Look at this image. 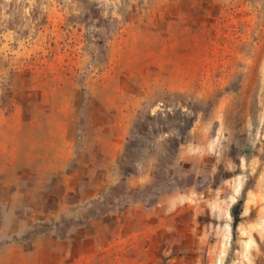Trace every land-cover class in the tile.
<instances>
[{"label":"rangeland","instance_id":"1","mask_svg":"<svg viewBox=\"0 0 264 264\" xmlns=\"http://www.w3.org/2000/svg\"><path fill=\"white\" fill-rule=\"evenodd\" d=\"M116 207L84 264H264V0H0V264Z\"/></svg>","mask_w":264,"mask_h":264},{"label":"crops","instance_id":"2","mask_svg":"<svg viewBox=\"0 0 264 264\" xmlns=\"http://www.w3.org/2000/svg\"><path fill=\"white\" fill-rule=\"evenodd\" d=\"M99 140L103 141V138H100ZM107 140L110 142L111 146L115 148V150L113 151V154H115L114 152H118L119 143L117 142V139L107 138ZM50 146L52 148L51 158L49 157V155L47 158L44 156L42 152L36 151L37 153L39 152L40 154L30 153L31 155L30 160L34 163H37L38 168L42 167L40 166L41 162L44 161L46 166L48 165V162H50L52 166V170L57 171L59 170L57 161L59 159V149L58 148L60 147V142L56 141V139H54V136H53L50 141ZM99 146H103V145H99ZM113 148H111L107 152L99 151V153H96V155H94L93 160H89V161L94 165H96L95 164L96 161L101 162V159L108 158L107 160L113 161V157H111L110 154H106L108 152H111ZM25 159L26 157L24 159H21L20 161H23ZM28 159L29 158L27 157V160ZM110 164H108L109 166L107 165L105 169H102L103 168L102 166L95 167L97 168V170H95L94 176L98 178L101 175V177L103 176V178H105L108 176L112 177L113 175H116L118 171L117 166L115 165V167H112V165ZM14 170L16 171V173L19 174L20 177L22 175V172L24 171V170H18L15 168ZM139 176L140 175L138 176L136 175L133 178H138ZM101 187L102 185L101 186L99 185L98 188H101ZM99 192H100L99 189H95L93 191V195L98 194ZM86 204L87 203H76L75 208L79 207L78 205H86ZM67 205L72 206L71 204H67ZM160 205L163 206V203L162 202L158 203L157 205L153 207L150 206L149 210L151 209L156 210L159 208ZM141 206H142L141 202L131 203L126 206L125 211L129 213L131 216H134L136 210L138 209L141 210ZM50 209H52V207ZM124 209L125 208H123L122 210H119V208L116 207V210H118L117 212L115 211L114 213L112 212V213L105 214V215H97L98 216L97 218H91V219L83 221V223H78L79 226L78 224L74 223L72 225L73 227L68 233L67 238L63 241V244H65L64 248H62L61 251L56 252V258L54 260V263L55 264H84L85 260H89L93 255L99 256L100 258H102L104 256V253H106L108 250L117 248L119 244L118 242L125 241L126 238H129L133 235V232H131L132 231V228H131L132 218L128 219L124 217V212H123ZM94 224H98L101 226L100 231L93 230L92 225ZM125 225H128L129 229H131L129 230L128 235L123 234V227ZM92 236L94 238L100 237L101 239H103V242L100 244V246L98 245V249H96V251L94 252L92 249V245H90V242L88 241V238ZM30 253L31 251H25L23 255L24 257L27 258Z\"/></svg>","mask_w":264,"mask_h":264},{"label":"trees","instance_id":"3","mask_svg":"<svg viewBox=\"0 0 264 264\" xmlns=\"http://www.w3.org/2000/svg\"><path fill=\"white\" fill-rule=\"evenodd\" d=\"M240 203H237L233 209V214H234V217H235V222H234V230L236 231V228H237V224H238V221H239V214H240Z\"/></svg>","mask_w":264,"mask_h":264}]
</instances>
